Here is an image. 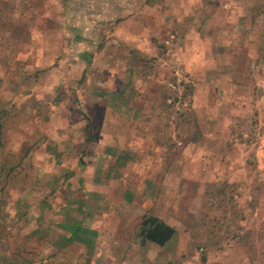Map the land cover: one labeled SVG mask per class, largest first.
Wrapping results in <instances>:
<instances>
[{"label": "rangeland", "instance_id": "rangeland-1", "mask_svg": "<svg viewBox=\"0 0 264 264\" xmlns=\"http://www.w3.org/2000/svg\"><path fill=\"white\" fill-rule=\"evenodd\" d=\"M0 124V264H264V0H0Z\"/></svg>", "mask_w": 264, "mask_h": 264}, {"label": "trees", "instance_id": "trees-1", "mask_svg": "<svg viewBox=\"0 0 264 264\" xmlns=\"http://www.w3.org/2000/svg\"><path fill=\"white\" fill-rule=\"evenodd\" d=\"M2 126L0 124V147L2 145ZM1 232V231H0ZM176 229L156 215H144L139 224L140 244L152 242L164 247L175 236Z\"/></svg>", "mask_w": 264, "mask_h": 264}, {"label": "crops", "instance_id": "crops-1", "mask_svg": "<svg viewBox=\"0 0 264 264\" xmlns=\"http://www.w3.org/2000/svg\"><path fill=\"white\" fill-rule=\"evenodd\" d=\"M106 125V124H105ZM169 224V223H168Z\"/></svg>", "mask_w": 264, "mask_h": 264}]
</instances>
